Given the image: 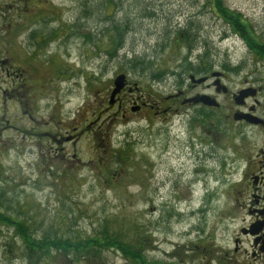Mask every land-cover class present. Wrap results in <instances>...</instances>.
Masks as SVG:
<instances>
[{"label": "rangeland", "instance_id": "rangeland-1", "mask_svg": "<svg viewBox=\"0 0 264 264\" xmlns=\"http://www.w3.org/2000/svg\"><path fill=\"white\" fill-rule=\"evenodd\" d=\"M208 2L117 1L116 20L127 16L133 30L111 58L106 0H0V126L17 121L23 132L39 134L48 153L38 155L27 133L0 132V198L14 205L5 211L9 216L29 221L34 237L46 231L83 237L108 225L134 241L146 237L151 261H248L253 241L242 229L251 186L242 157L259 153L262 136L223 120L203 124L199 108L145 110L125 121L107 108L119 74L154 100L176 93L177 74L186 66L208 61L238 67L232 89L246 80L264 85V63L244 32ZM221 3L247 23V38L264 44V0ZM179 28L196 37L190 56L174 41ZM135 58L147 62L136 69ZM158 70L163 74L155 78ZM11 139L16 144L4 146ZM2 219L8 218L0 217V264H72L56 253L29 262L17 221ZM103 255L109 264H131L117 250Z\"/></svg>", "mask_w": 264, "mask_h": 264}, {"label": "flooded vegetation", "instance_id": "flooded-vegetation-1", "mask_svg": "<svg viewBox=\"0 0 264 264\" xmlns=\"http://www.w3.org/2000/svg\"><path fill=\"white\" fill-rule=\"evenodd\" d=\"M262 42L261 40L259 44L264 46ZM259 61L264 63V58H260ZM189 68L190 70L181 77L179 81L181 87L176 89V93L158 100L156 99L157 101L154 100V95L144 92L137 84H135L134 89V86L130 85L127 77L125 87L115 97V103L110 105L108 101L109 106H107V108L109 107L112 110H116L117 115H120L124 121L128 120L132 115L143 113L145 110L159 115L171 111L173 106L175 107L174 110L177 112L185 108H199L202 110V118H204L202 119L203 124H215L223 120L224 123H227L231 128L238 127L249 131H256L255 133L260 137L262 136L264 141V85L253 82L250 83L246 80L243 86L232 89L229 84L230 77L233 75L232 73L239 69L237 66L235 68L227 63L216 64L212 61H208V64H195ZM19 71L20 70H17V72ZM17 72L15 76H17ZM10 73L11 72L7 70L8 76H10ZM18 75L20 76L21 74L18 73ZM187 75L188 78H186ZM184 78L186 79L184 80ZM203 78L205 79L203 82H197V80ZM243 90H248L249 95L240 100V92ZM201 95L210 96L212 99H215L220 106H207L202 103L193 102L184 103V100ZM172 102L174 104L171 105ZM18 106L24 111V114H26V109H24L25 107L22 101L18 103ZM220 111H222L221 116H215L218 115ZM30 118L35 120L31 116ZM16 122L11 124V121L7 119L5 125L0 126V132L10 131L14 134L18 132L27 133L34 137V146H37L40 151L38 155H43L44 157L48 156V153H44L46 149H43L41 145L38 138L39 134L34 131L23 132V130L17 126ZM93 124L94 122L91 123V125ZM61 137L66 138L64 135H61ZM70 138H72V136H67L66 139L71 140ZM99 140H101V138ZM11 143L16 144V142L11 139L5 141L4 146L9 147ZM98 146L102 147L99 143L97 148ZM21 154L23 153H17L18 157H20ZM243 155H246L242 157L245 161V172L246 174L248 173L247 170L250 172L249 175H245V179L250 180L251 189L249 190L251 192L249 201L246 204V212L249 216V221L246 226L243 227L242 233L251 237L253 241L252 249L250 251H245L246 258L249 262L245 259L246 262L243 264H264V146L259 149V153H253L252 155H250V153H244ZM76 156L77 154L73 155V157ZM1 171L2 170H0V175L2 174ZM19 216L20 218L24 217L21 215H13V217ZM25 248H27L26 244ZM235 252H238V248H236Z\"/></svg>", "mask_w": 264, "mask_h": 264}, {"label": "trees", "instance_id": "trees-1", "mask_svg": "<svg viewBox=\"0 0 264 264\" xmlns=\"http://www.w3.org/2000/svg\"><path fill=\"white\" fill-rule=\"evenodd\" d=\"M119 0H106V14L108 15V21H110V26H108L105 31L107 32L106 44L111 48L109 51L110 57L117 56L118 52L124 48L127 34L133 23L128 22L129 18L124 16L121 20H116L115 7ZM211 5V9L214 7L218 9V13L222 14L224 17H228V22L233 26L234 30L238 31L240 34L243 33V36L250 45V49L257 56V59L264 58V46L259 44L257 38L249 39L248 32L246 30L247 23H245L240 17L235 15L233 12H229L223 7L221 0H211L208 2ZM90 12V11H89ZM88 11L85 13V17L89 16ZM153 13H149L148 17H152ZM124 21V22H123ZM186 30L188 28H185ZM185 29H178L175 33V43H178V47L182 43L187 49V56H190L194 51V46L196 43V37L188 33ZM247 32V33H246ZM35 32L33 33V35ZM36 36V34H35ZM89 40L93 41V35L89 34ZM133 68H138L141 65H145L144 59H133L132 60ZM190 68L186 66L182 69L177 76L181 79ZM158 74H155V78L162 75L161 71L158 70ZM157 76V77H156ZM128 156L120 157L124 161ZM101 163V160L99 161ZM4 196L0 198V217L8 218L2 219L4 222L14 223L16 220V234L23 238L27 248L25 253L26 258L29 262L38 260L43 255H54L56 253L58 256L65 258L72 264H109L107 259L104 257L103 252L108 249L117 250L120 254L131 264H180L173 261H164V262H155L149 260L146 255L148 250L147 244L148 241L146 237L139 236L134 240L131 239V235L127 233L116 231H110L109 226H102L98 230H94L93 235L88 236H78V237H64V236H54L50 235V232L46 231L42 237L36 238L32 235L29 225L24 218L16 217L15 219L12 216H9L5 211L13 208V204H7L3 201ZM18 215V214H17ZM18 219V220H17ZM33 237V238H32ZM39 239V240H37Z\"/></svg>", "mask_w": 264, "mask_h": 264}, {"label": "water", "instance_id": "water-1", "mask_svg": "<svg viewBox=\"0 0 264 264\" xmlns=\"http://www.w3.org/2000/svg\"><path fill=\"white\" fill-rule=\"evenodd\" d=\"M192 78L194 79V77L192 76ZM126 80H127V75L126 74H119L117 75L114 80H113V88L112 91L110 93L109 96V104L113 105L115 103V97L121 92V90L125 87L126 85ZM205 79H199L197 80L198 83L203 82ZM249 92L248 90H243L242 92H240V100H242L244 97L248 96ZM238 102H240L239 100H237ZM202 103L204 105L207 106H215V107H219L220 104L215 100L212 99L210 96L208 95H201V96H197L194 98H190L187 100H184V103Z\"/></svg>", "mask_w": 264, "mask_h": 264}]
</instances>
